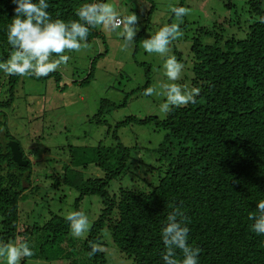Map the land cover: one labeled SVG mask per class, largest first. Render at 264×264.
Masks as SVG:
<instances>
[{"label":"trees","instance_id":"1","mask_svg":"<svg viewBox=\"0 0 264 264\" xmlns=\"http://www.w3.org/2000/svg\"><path fill=\"white\" fill-rule=\"evenodd\" d=\"M227 1V9L237 7ZM92 2L95 0H49L48 11L53 19L71 21L77 19L78 7ZM247 5L244 19L234 15L228 22H216L199 29V36L193 39L186 81L190 88L202 89L195 104L174 109L163 119L130 116L117 123V128L154 125L164 132L162 142L152 151L153 164L135 160L132 149L119 142L114 131L116 144L103 149L101 143L91 149L86 164L79 166L77 150L70 148L72 165L93 170L98 177L75 186L70 180L78 171L71 173L65 166L45 177L49 181L41 190L33 177L35 165L27 161L4 114L11 108L13 95L0 99V240L31 243L35 255L23 264H52L51 249L58 250L67 264H107L108 246L132 264H163L160 232L174 208L191 221L189 243L201 248L200 264H264V236L252 232L254 221L249 219L264 200V24L258 22L264 16V0H247ZM13 8L11 0H0V60H6L12 51L6 30L14 18ZM97 30L90 31L88 43L97 38ZM18 78L9 77V85ZM92 78L93 73L83 84ZM116 108L103 100L93 119L107 125L104 116ZM109 133L108 129L106 135ZM9 141L19 145L28 163L25 167L12 160ZM136 180L144 186L139 187ZM70 187L78 193L71 203L74 211H81L86 198L99 200L87 239L73 238L66 215L50 209L54 200L50 193ZM38 194L41 203L35 200ZM30 198L31 213L35 214L34 207L39 212L21 218L25 212L21 203ZM89 240L104 245L105 250L89 257Z\"/></svg>","mask_w":264,"mask_h":264},{"label":"rangeland","instance_id":"2","mask_svg":"<svg viewBox=\"0 0 264 264\" xmlns=\"http://www.w3.org/2000/svg\"><path fill=\"white\" fill-rule=\"evenodd\" d=\"M227 2V0H114L122 16L135 12L140 17L139 33L132 49L122 51L120 37L97 26V38L80 52L69 53L71 59L68 64L61 65L55 72L58 74L49 80L36 81L19 77L10 86L9 77L0 73V99H9L12 95L14 98L11 108L4 111L8 116V127L12 136L20 143L27 161L35 165L33 177L41 190L45 189L44 184L49 181L45 177L49 178L52 173L60 171L65 166L70 171H78H74L77 177L70 180L75 186H79L77 183H82L94 175L98 177L100 174L88 168L80 169L79 166L91 160L90 150L97 148L99 144L102 143L103 149L115 145L117 141L112 136L114 131L117 132L119 142L132 149L131 153L135 160L144 164L154 163L152 151L162 142L163 131H158L154 125L132 124L125 128H117V123L130 116L139 119L165 117L159 109V105L165 100L164 96L159 95L160 85L168 82L162 71L164 58L156 54H147L142 42L159 31L165 23L177 22L169 13L170 5L189 8L190 15L185 17L181 24L183 36L172 43L169 53L175 55L177 59V55H180L185 64V72L188 73L189 48L193 39L199 36V29L209 28L216 22H228L234 15L240 16L241 20L245 18L243 12L244 7H248L247 0H230L237 6L235 9H227L224 5ZM91 73H93L91 81L83 84ZM148 81L149 87L156 89V93L151 97L144 96ZM179 83L190 86V82L186 81V75ZM103 100L117 105L114 111L104 116L107 125H99L93 119ZM108 129L110 133L106 135ZM73 147L77 150L75 156L80 162L76 168L70 158V148ZM136 177L140 178V175L137 174ZM128 180L129 178L123 183L126 184ZM135 184L139 187L144 186L139 180H136ZM77 196L78 193L71 187L52 192L49 197L54 200L50 202V209L57 213L62 210L65 216L74 211L71 203L73 205ZM60 198H63L62 202L59 201ZM35 200H40L39 194ZM21 206L25 209L21 218L34 214L30 210L33 209L31 198L28 202L21 203ZM99 208V200L92 197L83 201L81 211L86 213L91 221L94 215L98 214ZM33 211L37 214L39 207H34ZM105 252L107 264H132L131 260L112 246H108ZM48 254L51 256L52 264H67L60 257L58 250L51 249ZM26 264L33 263L26 261Z\"/></svg>","mask_w":264,"mask_h":264},{"label":"clouds","instance_id":"3","mask_svg":"<svg viewBox=\"0 0 264 264\" xmlns=\"http://www.w3.org/2000/svg\"><path fill=\"white\" fill-rule=\"evenodd\" d=\"M14 5V18L7 26L6 39L12 51L6 60H0V73L8 77H24L40 80L55 73L61 65H67L71 56L69 53L80 52L88 47L90 31L97 26L116 33L120 39L121 50L128 51L136 42L140 17L131 12L121 15L118 6L109 0H95L84 3L75 12L77 19L65 21L53 19L48 11L49 0H11ZM191 10L183 6H169L170 15L176 23H165L154 35L143 40V49L147 54H156L164 58L162 64L163 76L168 81L160 85L159 95L165 100L159 105L160 112L165 115L174 109L195 104L202 89L189 88L179 83L184 76L185 64L170 55V46L183 36V23ZM264 24V16L259 18ZM122 30V31H121ZM194 76V74H192ZM156 89L148 87L144 96L151 97ZM257 214L250 216L253 220L251 230L257 236H264V200L256 205ZM65 220L70 234L75 239H87L91 221L83 211H70ZM191 221L174 208L166 217L162 226L160 239L164 245L161 254L163 264H200L201 248L193 247L190 241ZM87 253L89 257L103 252L104 245L89 240ZM35 255L30 242L0 240V264H22L26 258Z\"/></svg>","mask_w":264,"mask_h":264},{"label":"water","instance_id":"4","mask_svg":"<svg viewBox=\"0 0 264 264\" xmlns=\"http://www.w3.org/2000/svg\"><path fill=\"white\" fill-rule=\"evenodd\" d=\"M8 146L11 150L12 160L17 163L19 167H25L28 163L23 160L19 145L14 141H9Z\"/></svg>","mask_w":264,"mask_h":264}]
</instances>
